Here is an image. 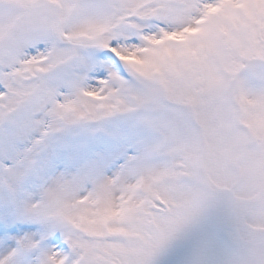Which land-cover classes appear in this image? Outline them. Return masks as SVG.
<instances>
[{"label":"snow or ice","instance_id":"snow-or-ice-1","mask_svg":"<svg viewBox=\"0 0 264 264\" xmlns=\"http://www.w3.org/2000/svg\"><path fill=\"white\" fill-rule=\"evenodd\" d=\"M0 264H264V0H0Z\"/></svg>","mask_w":264,"mask_h":264}]
</instances>
